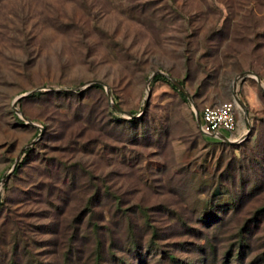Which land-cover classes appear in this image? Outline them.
<instances>
[{
	"label": "rangeland",
	"instance_id": "1",
	"mask_svg": "<svg viewBox=\"0 0 264 264\" xmlns=\"http://www.w3.org/2000/svg\"><path fill=\"white\" fill-rule=\"evenodd\" d=\"M0 264H264V0H0Z\"/></svg>",
	"mask_w": 264,
	"mask_h": 264
},
{
	"label": "built area",
	"instance_id": "2",
	"mask_svg": "<svg viewBox=\"0 0 264 264\" xmlns=\"http://www.w3.org/2000/svg\"><path fill=\"white\" fill-rule=\"evenodd\" d=\"M238 112L241 110L235 100L204 106L196 118L198 133L219 140L222 131L233 134L237 129Z\"/></svg>",
	"mask_w": 264,
	"mask_h": 264
},
{
	"label": "water",
	"instance_id": "3",
	"mask_svg": "<svg viewBox=\"0 0 264 264\" xmlns=\"http://www.w3.org/2000/svg\"><path fill=\"white\" fill-rule=\"evenodd\" d=\"M156 75H163V76H165V75L162 74L161 72H156V73H154V74L152 75V77L149 79V81L147 82V87L150 85L151 79L154 78ZM247 76H253V77H256V75H254L253 73H243L242 75H240L239 78H245V77H247ZM169 80H170V82L172 83V85L178 89V91H179L180 93H182V94H183L188 100H190V97L186 94V92L184 91L183 87H182V86H181L176 80H173V79H171V78H169ZM98 84H101V83L99 82ZM235 84H236V81L234 82V86H235ZM101 85H102V84H101ZM24 97H26V96H24ZM21 98H23V97H21ZM21 98H19V99H21ZM234 100H235V102L237 103V105H239V106L243 109V111H244V115H246V112H245V106H244V105L242 104V102L239 100V98L237 97L236 93H234ZM13 108H14V110L16 111V113H18V110L15 108V105H14ZM113 108H114L115 110H117V111H120V110H118V108L115 107V106H113ZM129 116L132 117V118H135V116H132V115H129ZM220 140H221V141L229 142V141H228V138H226L224 135H222V136L220 137ZM12 171H13V170H12ZM12 171H11V172L5 177V179L2 181V183H4L5 181L8 180V178H9L10 174L12 173Z\"/></svg>",
	"mask_w": 264,
	"mask_h": 264
},
{
	"label": "trees",
	"instance_id": "4",
	"mask_svg": "<svg viewBox=\"0 0 264 264\" xmlns=\"http://www.w3.org/2000/svg\"><path fill=\"white\" fill-rule=\"evenodd\" d=\"M160 79H164L161 75H156L154 78H153V81H157V80H160ZM100 88V86H97ZM171 87L173 89H175V87L173 85H171ZM181 96H183L182 94H180Z\"/></svg>",
	"mask_w": 264,
	"mask_h": 264
}]
</instances>
